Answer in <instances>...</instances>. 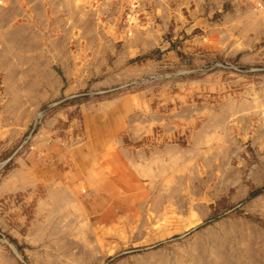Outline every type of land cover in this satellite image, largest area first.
I'll use <instances>...</instances> for the list:
<instances>
[{
  "label": "rangeland",
  "instance_id": "obj_1",
  "mask_svg": "<svg viewBox=\"0 0 264 264\" xmlns=\"http://www.w3.org/2000/svg\"><path fill=\"white\" fill-rule=\"evenodd\" d=\"M61 1L57 47L40 62L65 85L53 100L11 102L15 117L4 120L15 133L0 138V182L15 157L44 154L37 143L51 138L37 130L59 111L67 114L59 131L66 146H88L73 163L83 162L86 174L40 209L29 204L31 191L0 198V264H253L264 238V140L238 133L229 156L208 149L219 156L205 157L168 131H181L175 94L193 89L188 103H200L198 86L178 83L207 78L223 97L255 91L264 133V50L243 47L233 31L215 45L210 36L224 25L215 17L154 22L142 0ZM88 122L100 135L89 134ZM169 145L179 150L168 153Z\"/></svg>",
  "mask_w": 264,
  "mask_h": 264
},
{
  "label": "crops",
  "instance_id": "obj_2",
  "mask_svg": "<svg viewBox=\"0 0 264 264\" xmlns=\"http://www.w3.org/2000/svg\"><path fill=\"white\" fill-rule=\"evenodd\" d=\"M142 2V5L147 7V16L154 22L189 21L196 14L197 19H202L204 15L215 17L216 23L224 24V27L217 25L215 31H219L210 36L211 39L215 37V45H224L227 32L233 31L237 33L238 38L247 40L243 47L253 51L264 50V0H168L166 3L163 0H142ZM61 5V0H0V87L3 88L0 91V138L10 131L12 134L15 133V129L10 130L11 124L5 123L4 120L15 117L16 109L11 106V102L24 105L25 102L53 100L65 85L62 74L48 66L46 59L43 63L40 62L42 55L52 54L57 47L56 36L59 35L62 22ZM191 7L195 8L190 10ZM187 8L188 13L185 12ZM117 10H120V6L116 5V9L109 12V15L115 17ZM141 42L145 43L143 40ZM146 44L151 43L147 41ZM77 80L79 78H76V81L71 79L66 84L75 85ZM190 85L198 86L199 91H202L198 95L200 103H188V93L193 89L184 88L180 90L183 93L175 94L172 100L178 101L184 110L175 116L176 119L174 118L179 121L177 126H180L181 131H168L173 133L168 135L169 139L174 137L173 140L178 142L182 138L183 141H187L189 137L188 149L206 150L205 157L216 158L218 154L229 156L231 149L234 148L231 143H239L238 133H243L246 138L252 135L254 143L264 140V133L257 132L255 124L257 116L256 106H253L256 100L255 91L249 98L238 99L231 95L223 97L216 94L219 92V82L213 83L207 78L178 83V86ZM208 85H215V90L208 92ZM63 115L67 114L59 111L38 128L37 132L41 133L40 135L44 134L45 137L51 138L50 145L47 138L37 143L38 150L44 152L42 156L37 157L36 152H27L26 155L15 157L16 168L0 182V198L13 192L31 191L29 204L33 203L36 209H40L51 203L54 205L53 198H60L63 194L72 192L79 180L85 178V164L81 162L77 167L73 163L78 159V155L83 156L82 159L89 155L86 154L88 146L86 144L76 150H72L76 147L66 146L64 140L59 137L63 122L61 118L68 121ZM19 116L24 117L25 114ZM87 124L89 134L92 135V128L95 127H92L90 122ZM189 129L192 130L190 135L187 132ZM96 130L93 135H100ZM111 133L112 131L108 130V136ZM104 139L105 137H102L103 141ZM7 142L12 145L14 140ZM173 149L176 150L178 147L169 145L165 150L170 153ZM208 149H216L218 154H210L208 151L212 150ZM11 157L8 160H11ZM55 203H58V199ZM262 235L264 236V230ZM250 261H253V264H264V238L263 244L254 249Z\"/></svg>",
  "mask_w": 264,
  "mask_h": 264
},
{
  "label": "bare ground",
  "instance_id": "obj_3",
  "mask_svg": "<svg viewBox=\"0 0 264 264\" xmlns=\"http://www.w3.org/2000/svg\"><path fill=\"white\" fill-rule=\"evenodd\" d=\"M63 1H64V0H63ZM69 1H70V0H69ZM67 5H68V4H67ZM128 31H129V30H128ZM129 32H130V31H129ZM99 47H100V46H99ZM97 48H98V47H97ZM254 102H255V101H254ZM253 106H255V103H254ZM255 108H256V107H255ZM247 109H248V108H247ZM243 111H244V110H243ZM79 141H80V140H79ZM123 165H124V164H123ZM115 166H116V165H115ZM123 169H124V168H123ZM123 169H122V170H123ZM115 170H116V169H115ZM116 171H117V170H116ZM118 172H119V171H118ZM118 172H117V173H118ZM117 173H116V175H118ZM124 173H126V172H124ZM124 173H123V174H124ZM129 173H130V172H129ZM127 174H128V173H127ZM121 176H122V175H121ZM125 177H126V176H125ZM120 178H121V177H120ZM24 179H25V178H24ZM122 179H123V178H122ZM21 180H22V179H21ZM111 182H113V180H112ZM116 182H117V181H116ZM118 184H119V183H118ZM5 185H6V183H5ZM7 186H8V185H7ZM11 188H12V187H11ZM101 188H102V187H101ZM114 188H115V187H114ZM119 188H120V187H119ZM99 189H100V187H99ZM116 189H117V188H116ZM10 190H11V189H10ZM98 192H99V191H98ZM54 196H55V195H54ZM56 200H57V199H56ZM61 204H62V203H61Z\"/></svg>",
  "mask_w": 264,
  "mask_h": 264
}]
</instances>
